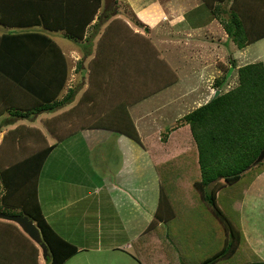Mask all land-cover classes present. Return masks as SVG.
Wrapping results in <instances>:
<instances>
[{"label": "rangeland", "instance_id": "374dc122", "mask_svg": "<svg viewBox=\"0 0 264 264\" xmlns=\"http://www.w3.org/2000/svg\"><path fill=\"white\" fill-rule=\"evenodd\" d=\"M2 1L0 0V5ZM150 1L116 0L117 3L111 4L106 11H104L105 4L103 3L93 21L87 26L84 38L70 39L65 35L64 29L50 31L41 28L42 31L55 38L65 54L66 86L57 97L62 105L57 106L56 110L51 113L29 112L27 117L20 118L12 114L9 105L5 107V104L0 103V112L5 109V112L0 115V169L5 168L10 160L16 161L54 142H63L68 139L72 141L73 138H78L75 140L76 146L80 144L83 149L78 151L80 169L75 173L82 175V178L89 177L92 179L95 189L97 184H102L101 181L94 180L97 174L100 175L103 182H105L102 179L103 176L114 183L118 182L116 174L124 163H120L122 160L119 158L120 146H116L114 140L124 137V134L114 130L106 131L103 136L108 137L110 142L93 148L86 140V130L81 131L79 129H87L92 126L95 119L104 113L112 112L121 100L131 103L136 99L129 105L128 112L130 111L129 115H132H130L131 119L134 121L138 132L146 140L144 143L149 145V156L142 157V163L133 159L131 164L127 160L126 166L133 167L129 183L134 188V190H130L127 197L128 199L131 197L139 208L138 210H142L143 213L147 212L150 223L155 218L158 209L162 208L164 201L168 200L174 207L176 224H168V222L163 225L160 224V232L155 234L156 226L161 222L156 216L157 223L154 221V224H149L150 234L147 240L141 237L138 238V241H127L126 244L122 243L121 246L114 249L103 248L97 253L86 248L85 252L80 253L76 259L68 264H105L106 261H111L109 264H201L200 260L213 255L225 245L226 239H231L219 219L210 210L207 202L197 199L196 196L197 202L200 203L195 202L194 205L191 202L184 203L185 200H191L192 196L197 195V192L190 189L184 190L183 184L186 181L192 184L195 179L202 177L200 170L198 171L195 167L192 172L186 168L192 165V161L186 158L188 157L186 151L195 148V141L190 126L185 122V116L210 101L216 90L227 91L239 84L237 69L235 71L233 69L231 73L234 72L230 76L227 73H229L232 65H235L234 62L231 63L230 55L233 54L234 50L235 52H242L243 50L238 49L230 37V45L220 42V38H218L219 41L214 39L213 42L211 41L212 43L209 42L208 44L204 39L206 37L204 32L199 34L200 39L192 38L186 45V39L182 37L178 39L176 35L169 33L171 29L153 16V14L157 15V7L153 4L145 6L146 3H142ZM159 1L160 5L166 2V0ZM234 1L218 0L214 2L218 7L225 8L226 14H223L225 19L236 10L237 14H242V19L246 21L247 16L240 9V0H238L237 7ZM140 3L142 4L139 5ZM233 6L235 9L232 8ZM65 9L66 7L62 6L61 14ZM214 14L212 16L207 13L203 14L201 16L202 21H195L194 28L199 25L210 27L213 24V27L218 30ZM219 14L222 15L220 12ZM217 22L221 24L219 19ZM132 26H136L135 28L141 31L135 30ZM146 27L150 30L148 33L144 29ZM183 27L184 21L178 23L175 30H179L181 35L185 34L182 31ZM10 28V24L0 20V36ZM200 30L204 31L205 29L202 27ZM138 32H144L145 36H141L144 34L140 35ZM108 42L112 44L110 47L105 46ZM177 43H180V47ZM196 46H199L198 49L192 48ZM210 47L215 48V50L212 51ZM246 47L245 54L241 55L243 59H240L243 65L258 60L264 51V40L252 42L249 47ZM114 48L122 51L121 54L118 53L119 55H117V49ZM107 59L108 61H106ZM221 59L226 61L229 59L230 62L225 67L223 66L222 78L225 73L226 77L222 83L223 86L222 84L218 86L217 79L219 77L213 76L207 81L206 79L211 72L218 74L219 60ZM206 65L210 67L202 78L199 75ZM101 69H105L103 73L105 79L102 78L101 85L109 86L110 89L111 81L114 79L116 82L111 91L108 89L107 91H96L98 81L96 79L97 75L101 74ZM175 78L179 81H168ZM71 89L76 90V93L72 102L66 104L63 97ZM206 93L207 95L203 96ZM12 95L15 94L12 93ZM93 97L96 100L93 101ZM21 98V93L15 95L16 100ZM71 108L80 110V120L78 117L75 119L76 113L73 115L68 113ZM75 127H77L76 131H81L80 135L68 133L71 128ZM58 132L66 134L59 135V137ZM169 134V141L173 144L167 147L165 143ZM133 142L136 143L135 140ZM67 144L70 143L67 141ZM115 147H117V151L114 150ZM193 153L195 156L196 152L193 151ZM62 155V146L58 145L55 153L51 156L50 163L55 162L54 157L57 159ZM247 159L245 158L244 162L241 161L242 166ZM65 162L66 159L64 164ZM241 165L231 162L227 165L223 164V168L227 167V169L236 171ZM43 167L37 185L40 188L45 186L51 188L55 183L53 180H58L66 172L50 165L46 167L43 165ZM68 168L71 174L68 170L65 183L69 185L76 179V174L73 171L75 167L70 169L68 166ZM160 170L164 172V176L161 175ZM262 170H264V165L259 170L253 169L233 184H226L224 178L220 179L221 185H226L218 192L217 198L218 205L243 234L239 240L238 253L247 254L253 261L260 257L258 253L254 252L248 240L250 231L257 242L259 241V244L264 243V208H259L260 202L253 197V189H264V174L260 179H254ZM168 175H172V177L169 179ZM213 184L206 187V193L209 192V188L213 187ZM3 189V184L0 183V197ZM162 191L165 193L163 201L161 200ZM116 200H118L117 197ZM167 205L168 202L165 203L164 207ZM0 211L19 214V209L6 207L1 199ZM103 212L104 217L101 221L102 225H100L101 234L108 238L115 235V238H118L124 234V226L118 221L119 209L115 210L108 207V210H103ZM133 213L134 218H137L135 210ZM108 220L112 223L107 224ZM139 222L132 219V231L140 230L141 224ZM142 224L143 227L147 225L145 222ZM112 228L115 229V232L112 231ZM257 228H262L261 233L255 232ZM126 233L129 232L126 231ZM168 233H173L177 238V241L174 242L176 246L170 240H160L158 235ZM21 234L23 233H19L20 243L21 248L24 249V242L29 239L28 237L23 238ZM100 242L110 245L113 240ZM113 244L117 245V242L114 241ZM127 244L133 245L132 248H128ZM143 244L147 246L150 244L148 246L149 255L147 247ZM235 255L220 263L224 264L225 261H229L231 264L239 263L240 255L237 253ZM39 259L42 264H45V259L42 256Z\"/></svg>", "mask_w": 264, "mask_h": 264}, {"label": "trees", "instance_id": "16d2710c", "mask_svg": "<svg viewBox=\"0 0 264 264\" xmlns=\"http://www.w3.org/2000/svg\"><path fill=\"white\" fill-rule=\"evenodd\" d=\"M202 1L213 14L215 11L214 17L220 20L229 37L239 48L264 37V31L252 30L249 24L251 18L246 17L245 21L242 19V14H237L234 10L231 16L225 19L223 16L226 14L225 8L215 5L214 1L218 0ZM103 3L104 0H3L1 2L0 20L6 21L11 28L0 36V103L5 104V107L9 105L13 115L24 118L29 112L51 113L57 106L62 105L57 97L66 86L65 54L55 38L41 28L50 31L64 29L65 35L70 39L84 38L87 26L93 21ZM237 3L238 0H235L236 7ZM62 6L66 9L61 14ZM232 8L235 9V6ZM104 72L105 69H101V74L97 75L96 91H107V89L111 91L116 85L114 79L111 81L110 89L109 86L101 85L102 78L105 79ZM238 73L237 86L222 91L217 97L185 116V122L190 126L195 141V148L186 151L188 156L186 158L192 161V165L186 168L191 172L195 168L200 170L202 177L195 179L192 184L188 181L183 184L184 190L197 192V195L192 196L191 200H185L184 203L191 202L192 205L195 202L200 203L197 199L207 202L212 213L231 236L230 240L226 239L225 245L220 250L205 258L201 264H219L226 258L236 256V253L241 258L236 264H264L254 262L247 254L238 253L239 240L243 234L234 226L217 201L218 192L226 184H233L253 169L259 170L264 165L263 160L253 166L264 148V63L260 61L240 66ZM225 77L226 73L223 78L221 76L217 79L218 86L224 82ZM12 93L15 95L21 93L22 98L16 100ZM75 93L76 90L71 89L63 97L66 104L72 102ZM92 99L96 100L94 97ZM128 105L129 103L121 100L112 112L102 114L89 127L111 129L141 141V135L129 115ZM69 110L68 113L71 115L76 113L75 119L80 118L79 109ZM4 112L5 109L1 110L0 115ZM76 130L77 127L71 128L68 133ZM64 134L58 132V136ZM56 145V143L47 145L13 162L10 160L5 168L0 169V183L4 187L0 197L1 202L6 207L19 209V214L28 215L40 228L48 246L47 264H64L78 251L76 245L63 238L50 225L38 197L37 185L40 172ZM193 151L196 152L195 156ZM245 158L248 159L242 166L241 161L244 162ZM231 162L242 167L240 166L241 168L236 171L223 168V164L227 165ZM160 173L164 176V172L160 170ZM172 175H168V178L170 179ZM222 178L226 184L221 185ZM212 183H214L213 187L206 193V187ZM164 197L165 193L162 191V201ZM165 201L168 202L167 207H164ZM165 201L150 225L156 222V216L159 220L165 217L166 222L176 217L172 204L168 200ZM0 221L14 224L1 219ZM223 263L231 264L229 261Z\"/></svg>", "mask_w": 264, "mask_h": 264}, {"label": "crops", "instance_id": "0c3cea01", "mask_svg": "<svg viewBox=\"0 0 264 264\" xmlns=\"http://www.w3.org/2000/svg\"><path fill=\"white\" fill-rule=\"evenodd\" d=\"M134 1H139V0H133V2ZM142 3H146L145 6H149V4H153L155 7H157L156 8L158 10L157 15L153 14V16H155V18L163 22L164 25H167L171 29L169 33L176 35L178 39H180L181 37L183 39H186V43H187V44L185 43L186 45H188V41H190L192 38L200 39L201 37L199 36V34L201 32H204L206 34V37L204 39L208 44L211 41L213 42L214 39L218 40V38H220L221 39L220 42L230 45L229 44L230 38H229L228 32L223 28L221 24H218L217 22L218 19H216L215 17L214 19L218 25L217 26L218 30H216L213 27V24H211L210 27L208 25L206 26L199 25L198 27L194 28V25H196L195 21L197 20L202 21L201 16L203 14L207 13V14H210V16L213 15L211 13L212 12L211 9L201 0H171V1L166 0V2L162 3V5H160L159 0H151L148 3L147 2H142ZM142 3H140L139 5H141ZM239 3L241 5L240 9L242 10L243 14L247 16V18L252 19L251 21H249V24L251 25L252 30L256 32L264 31V0H240ZM182 21H184V27L182 31H184L185 34L181 35L179 30H175V26ZM211 21H213L212 18H211ZM135 27L136 26H134L133 28L138 31L139 29ZM202 27L203 29H205L204 31L200 30L202 29ZM144 29L146 30V33L150 31L149 28L147 27ZM138 33H140V35L144 34L141 36H145L144 32H138ZM261 40H264V37L258 39L255 42H259ZM177 44L180 47V43H177ZM250 44H248L247 46L249 47ZM111 45L112 44H110L109 42L105 44V46L107 47H110ZM197 47L199 46L192 47V48L198 49ZM237 48L243 51L235 52L234 50L233 54H231L229 57L231 59L230 60L231 63L233 62L235 63L234 66L232 65L234 71L236 69L238 70L240 66H243L240 59H243L241 58V55L245 54V50L247 47L245 46L243 48H239L237 46ZM114 49H117L116 50L117 55H119L118 53L122 52V51H118V48H114ZM210 49H212V51L215 50V48H211V47ZM262 52L263 53L262 55L258 57V60L255 59L256 62L261 61L264 63V56H263L264 51ZM222 55L224 54L222 53ZM230 61L229 59H227V61L224 59L219 60L220 62L219 70L217 71L218 74L211 72V74L208 76L206 81L213 78V76L221 77L223 75L222 74L223 66L225 67L226 65H228ZM209 67H210L209 65H206L205 67H203L199 76L204 78L206 74V70ZM173 80L179 81V79L177 78L168 80V81L173 82ZM227 81L228 79L226 80V82ZM219 90L220 92H222L221 89ZM206 95L207 93L203 96H206ZM135 101L136 99L133 102ZM133 102L131 101V103L130 102H127V103H129L130 105ZM129 105H128V108H129ZM148 114L152 115L151 113H148ZM88 128H91V127H88ZM88 128L80 129V130L81 131L86 130L85 132L86 140L88 141V144H90L93 148L96 147L97 145L103 146L108 141L110 142V139L108 137H104L103 134L106 131H111V129H106V128L88 129ZM81 131H75L72 133L76 135H80ZM140 137H141V141H137L136 139L124 134V137L114 140L115 145L120 146L119 158H122L120 163L121 164L124 163L121 166V168L117 171V174H116V177L118 178V182L114 183L112 182V180H109V178L106 179L104 176L102 177V179L105 182H103L100 178V175L97 174L94 180L98 182L101 181L102 184H97L95 189L93 188L92 179H90L89 177H87L86 179L82 178V175L75 173L77 170L80 169L78 151L81 150L82 148L80 144L76 146L75 140H78V138H73L72 141L68 139L63 142L62 141H59L58 143L54 142L57 145L54 147V149L49 154L44 166L45 167L47 165L54 166L56 168H61L60 170H64L66 172L62 176H60L58 180L57 179L53 180V182L55 183L51 186V188L47 186L40 188L38 186V196H39V201H40L42 210L44 212V215L47 218L50 225L63 238H65L66 240H68L69 242H71L72 244L78 247V251L74 255L69 257L67 261H65L64 264H68L74 259H76L80 253L85 252L86 248L92 252L97 253L101 251V249L103 248L114 249V248H118L119 246H121L122 243L126 244L127 241H131V240L138 241L141 237H143L144 240L148 239V236L150 234V231L148 229L149 224H150L148 214L147 212L143 213L142 210H138L139 208L137 207L136 203L131 199V197L129 199L127 197V194L130 192V190H134L132 184L129 183V179L132 177L131 171H133V167L130 168L126 166L127 160L131 164H132L131 161L133 159L140 161L142 163V157L149 156V145L148 143H144V141L146 140L142 136ZM169 137H170V134L167 137L166 139L167 141L165 143L167 147L173 144V142L169 141ZM134 140L138 145L133 142ZM67 141L70 143L69 145L67 144ZM58 145L62 146L63 155L57 159L54 157L55 162L50 163L51 156L53 155V153H55ZM114 150L117 151V147H115ZM67 158H68V162H67ZM65 159H66V162L64 164ZM68 166L70 167V169L75 167L73 171L76 174V179L74 180L73 183L69 185L68 183L67 184L65 183V176H66L67 171L69 170ZM69 174H71V171ZM263 174H264V170L258 173V175L254 177V179L256 180L260 179ZM116 197L118 198V200H116ZM253 197L257 201L260 202V205L258 207L264 208V205H263L264 204V189H260V188L253 189ZM108 207L114 208L115 210L119 209V217H118L119 220L118 221H119V224H123L124 226V231H123L124 234H122L118 238H115L116 235L111 236L112 238H108L106 235L101 234L100 225H102L101 221L104 217L103 210L104 211L108 210ZM134 210L137 214V218H134V213H133ZM132 219H136L137 222L140 221L139 223L141 224V227L139 231L137 230L132 231V228H131ZM1 220H4V219H1ZM165 220L166 219L164 217L163 219H161V222L158 223V225L156 226L155 234L156 233L159 234L160 226L166 223ZM5 221H8V220H5ZM9 222H12V221H9ZM142 222L147 223V225L143 227ZM12 223L14 224H11V223L8 224V223L0 221V264H42L40 260L41 258L39 259L40 256H42V258L45 259V264H47L46 257H44L43 251L40 253L42 248L33 239H31L30 236L26 232H24L23 229L17 223L15 222H12ZM110 223L112 222L108 220L107 224H110ZM168 224H176L175 218L170 219ZM261 230L262 228H257L255 232L261 233ZM112 231L115 232V229L112 228ZM126 231H128L129 233H126ZM19 233H23L21 234L23 238L28 237L29 239L24 242L25 243L24 249L21 248ZM144 235L146 236L145 238H144ZM158 236L161 241H166V240L172 241L173 245H175L174 242L177 241V238L175 237L173 233L172 234L168 233V234H163V235H158ZM102 240H113V242L114 241L117 242V245H114L113 242L110 245L104 244L100 242ZM248 240L251 243V246L253 247L254 252L256 254L258 253V256L260 257L258 260L256 261L254 260V262L264 263V243L259 244V241L257 242V240L255 239L251 231L248 235ZM143 245L147 247V252L149 255L150 253H149L148 246L150 244L148 246L146 244H143ZM127 246L128 248H132L133 245L127 244ZM163 247L165 251L164 244H163ZM202 261L203 260H200V262ZM110 262L111 261H106L105 264H109Z\"/></svg>", "mask_w": 264, "mask_h": 264}, {"label": "water", "instance_id": "95a60500", "mask_svg": "<svg viewBox=\"0 0 264 264\" xmlns=\"http://www.w3.org/2000/svg\"><path fill=\"white\" fill-rule=\"evenodd\" d=\"M116 0H104V11H106L111 4H115ZM233 67L230 68L228 76H230ZM220 94V90H216L213 98L217 97ZM264 160V148L260 151L258 157L256 158L254 164H258ZM0 219L8 220L17 223L24 232H26L31 239H33L41 248L44 254V257L47 256L48 246L45 243L40 228L36 225V223L25 214H9L3 211H0Z\"/></svg>", "mask_w": 264, "mask_h": 264}]
</instances>
